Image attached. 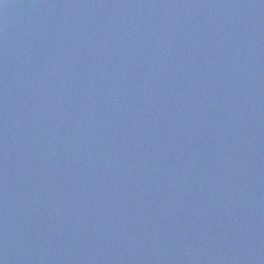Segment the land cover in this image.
Listing matches in <instances>:
<instances>
[{
  "label": "water",
  "instance_id": "95a60500",
  "mask_svg": "<svg viewBox=\"0 0 264 264\" xmlns=\"http://www.w3.org/2000/svg\"><path fill=\"white\" fill-rule=\"evenodd\" d=\"M0 264H264V0H0Z\"/></svg>",
  "mask_w": 264,
  "mask_h": 264
}]
</instances>
